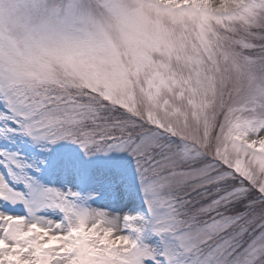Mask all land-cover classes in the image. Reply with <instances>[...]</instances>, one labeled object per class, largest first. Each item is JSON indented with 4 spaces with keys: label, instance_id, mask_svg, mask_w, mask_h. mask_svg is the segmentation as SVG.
Segmentation results:
<instances>
[{
    "label": "snow or ice",
    "instance_id": "obj_1",
    "mask_svg": "<svg viewBox=\"0 0 264 264\" xmlns=\"http://www.w3.org/2000/svg\"><path fill=\"white\" fill-rule=\"evenodd\" d=\"M0 167V264H264V0H0Z\"/></svg>",
    "mask_w": 264,
    "mask_h": 264
},
{
    "label": "rangeland",
    "instance_id": "obj_2",
    "mask_svg": "<svg viewBox=\"0 0 264 264\" xmlns=\"http://www.w3.org/2000/svg\"><path fill=\"white\" fill-rule=\"evenodd\" d=\"M20 147H21V150H26L23 146H20ZM0 171H4V169L2 167H0Z\"/></svg>",
    "mask_w": 264,
    "mask_h": 264
}]
</instances>
